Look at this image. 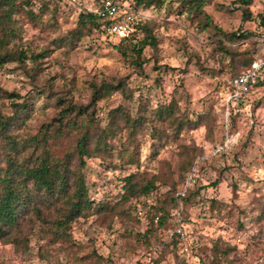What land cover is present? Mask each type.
<instances>
[{"label":"rangeland","instance_id":"374dc122","mask_svg":"<svg viewBox=\"0 0 264 264\" xmlns=\"http://www.w3.org/2000/svg\"><path fill=\"white\" fill-rule=\"evenodd\" d=\"M57 3L62 5L57 27L24 26V38L36 52L49 48L39 59L35 77L31 59L22 65L6 63L0 67V86L31 96L36 110L32 121L37 117L43 121L57 110L34 87L47 81L54 82V89L65 98L86 103L92 84L123 79L131 97L115 92L99 101L96 114L102 125L111 108L121 105L136 112L140 102L174 98L181 111L197 118L196 125L181 130L178 142L160 145L147 134L140 135L139 167L106 170L97 160L88 159L83 172L92 198L115 202L122 176L137 169L156 173L166 162L172 179L156 182L158 196L170 189L169 184H175L181 194L190 187L192 194L188 200H179L180 215L174 212L167 226L150 234L146 242L134 236L146 231L147 207L140 204L144 214L139 217L135 203L128 200L117 205L120 213L78 218L66 227L68 239L52 241L45 227L36 223L27 247L0 241V264H95V254L101 264H212L216 259L225 264L224 256L229 264H264V86L250 93L242 107L226 103L227 79L243 69L234 70L237 60L250 53L264 54V0H251L249 5L241 0H204V10L222 32L252 34L225 41L235 54L219 48L214 26L198 29L180 0H166L160 9H139L157 39L156 47L143 48L141 72L134 66L136 53L131 47L143 38V32L132 41L119 42L117 37L94 31L73 47L51 44L75 27L81 8H93L92 0ZM243 12H248L247 19ZM124 139L122 130L117 142ZM179 144L196 154L184 183L175 170ZM216 179L219 183L212 185ZM212 200L217 202L214 209Z\"/></svg>","mask_w":264,"mask_h":264},{"label":"trees","instance_id":"16d2710c","mask_svg":"<svg viewBox=\"0 0 264 264\" xmlns=\"http://www.w3.org/2000/svg\"><path fill=\"white\" fill-rule=\"evenodd\" d=\"M114 1L139 10L152 7L160 9L166 0ZM101 2L102 0H92L93 8L100 6ZM241 2L249 5L251 0ZM180 5L187 12V18L198 29L205 30L212 25L218 30L219 38L216 43L228 54L235 53L225 41L231 42L238 37L252 35L246 32H222L204 10V0H180ZM61 10L62 5H58L57 0H0V67L10 62L22 65L25 59H31L35 64L34 73L31 74L34 78L40 64L39 59L47 55L49 48L36 52L32 43L24 38V26L30 23L46 29L57 27V17ZM243 14L244 19H247L248 12ZM104 24L101 16L88 8H81L75 27L50 43L58 47H73L94 31L106 36L103 33ZM142 32L143 38L134 42L131 47L136 53L133 58L134 66L140 72L143 48L146 45L157 46L150 22L141 19L136 22L133 33L118 38L119 42L132 41ZM259 58L264 59V54L252 56L250 53L237 60L234 70L238 66L243 69L234 71L227 79V94L231 91L230 81ZM122 80H102L92 84L86 103L65 98L62 91L54 89V82L47 81L40 86L35 84L37 93L49 99L51 105L57 108L53 115L43 121L37 117V124L32 121L36 110L31 96H21L0 86V103L2 107L9 108V113H5L0 107V241L27 247L36 223L45 227L46 232L53 237L52 241L55 238L68 239L66 227L78 218L115 212L117 205H123L128 200L135 203L136 215L139 210L144 214L142 204L147 207L146 231L137 232L134 236L145 242L158 228L167 226V221L174 212L180 215L179 200H188L192 190L187 187L185 193L181 194L175 184H169L170 189L158 196L156 182L165 183L172 179V168L166 162L162 163L156 173L137 169L122 176L119 198L115 202L108 198L96 200L89 193V185L83 172L88 159L97 160L106 170L121 169L129 165L139 167L137 151L140 135L147 134L157 140L158 144L165 145L168 142H178L181 130L197 123V118L191 119L172 98L169 102H140L136 112H128L121 105L111 108L102 125V120L96 114L99 101L115 92H120L126 99L131 97ZM262 86L264 81L259 82L250 93ZM248 95L235 106H244ZM20 98L22 100L19 102ZM122 130L125 132V139L117 142ZM195 155L188 147L182 146L180 149V160L175 170L182 183L191 171ZM218 183L219 179H216L212 185ZM154 192L156 194L153 196ZM216 204L212 200V209ZM173 235L179 237L180 234L174 232ZM95 256V264H101V257ZM223 259L226 260L225 264H229L225 256ZM212 264L220 262L216 259L212 260Z\"/></svg>","mask_w":264,"mask_h":264},{"label":"built area","instance_id":"2783aa9c","mask_svg":"<svg viewBox=\"0 0 264 264\" xmlns=\"http://www.w3.org/2000/svg\"><path fill=\"white\" fill-rule=\"evenodd\" d=\"M90 10L104 19L103 33L111 38L129 36L134 32L136 22L144 19L140 10H134L129 5L114 0H102L100 6ZM261 81H264V59L259 58L255 59L246 71L230 81L231 91L226 96L227 105L238 104ZM226 112L228 115V110ZM137 213L138 216L143 215L141 210Z\"/></svg>","mask_w":264,"mask_h":264}]
</instances>
